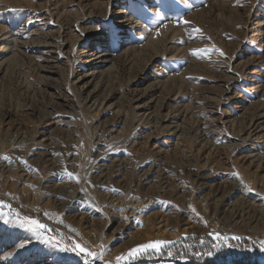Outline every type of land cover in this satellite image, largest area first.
<instances>
[{
	"label": "rangeland",
	"instance_id": "obj_1",
	"mask_svg": "<svg viewBox=\"0 0 264 264\" xmlns=\"http://www.w3.org/2000/svg\"><path fill=\"white\" fill-rule=\"evenodd\" d=\"M159 2L0 0V201L103 264H264V0ZM0 236V264H77Z\"/></svg>",
	"mask_w": 264,
	"mask_h": 264
},
{
	"label": "snow or ice",
	"instance_id": "obj_2",
	"mask_svg": "<svg viewBox=\"0 0 264 264\" xmlns=\"http://www.w3.org/2000/svg\"><path fill=\"white\" fill-rule=\"evenodd\" d=\"M133 3H135V0H133ZM153 6L158 8L160 11H164L168 7L165 0H160L158 4H154ZM156 19L162 20V17L159 15V13H157ZM177 23L187 24L188 21L181 19L178 20ZM200 31V29L194 28L192 30V33H200ZM107 39L113 43H118L122 40V35L117 31H113L110 33ZM201 51L202 50L194 49L191 51V55L195 57ZM219 54L223 55V52H220ZM0 159H3L6 162L10 161V157L7 156L0 157ZM67 175L69 179L75 177V174L70 172L67 173ZM233 175L239 178L238 173H233ZM248 191H252V189L248 188ZM4 209H7L8 211H4ZM44 215L47 216L49 214L45 213ZM0 223L11 224L15 228H19L23 230V232L29 233L32 238L37 239L45 247L53 248L61 253L73 254L77 258V264H98V262H101V264H103L105 256L111 251L109 247H105L103 244L99 246L98 251H93L88 246L87 241L78 242L73 239L70 241V243H61L54 237H48L45 239L43 238L42 233L46 230V225L29 216L21 217L17 211L12 209L11 205L4 203V201H0ZM208 235L212 237L213 241L217 242L213 244V249H215L216 251H218L221 247L230 246L228 243L229 241H238L241 239V237L238 236L223 235L219 232H210ZM9 238L12 239L11 236ZM2 239L3 237L0 236V240ZM184 239H187V237H184ZM30 242L31 241L27 236H16L15 239H13V244L18 248L24 250H28V243ZM171 243L174 242L163 240L148 241L133 246L127 251L116 255L114 261H108L107 264H137V261H139L142 257L153 254L160 255L164 251V249ZM201 243H204V241L201 240ZM259 251L261 253H264V240H261L259 242ZM206 255L212 256L214 255V252L209 251L208 253H206Z\"/></svg>",
	"mask_w": 264,
	"mask_h": 264
},
{
	"label": "bare ground",
	"instance_id": "obj_3",
	"mask_svg": "<svg viewBox=\"0 0 264 264\" xmlns=\"http://www.w3.org/2000/svg\"><path fill=\"white\" fill-rule=\"evenodd\" d=\"M126 21V20H125ZM123 22V21H122ZM110 55V54H109ZM102 56V55H101ZM92 56H90V58H91ZM99 57H93V58H91V59H88L85 63L89 66V67H96L97 65H99V63L96 61L97 59H98ZM101 62H102V60H101ZM109 62V61H108ZM94 72V71H93ZM93 72H91V73H93ZM94 74V73H93ZM92 75V74H91ZM120 232L122 231V230H119Z\"/></svg>",
	"mask_w": 264,
	"mask_h": 264
}]
</instances>
